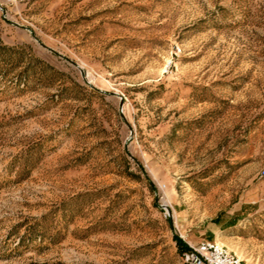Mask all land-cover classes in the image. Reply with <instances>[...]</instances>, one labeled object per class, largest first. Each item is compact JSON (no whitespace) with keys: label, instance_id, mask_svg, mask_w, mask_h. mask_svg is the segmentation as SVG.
I'll return each instance as SVG.
<instances>
[{"label":"rangeland","instance_id":"obj_1","mask_svg":"<svg viewBox=\"0 0 264 264\" xmlns=\"http://www.w3.org/2000/svg\"><path fill=\"white\" fill-rule=\"evenodd\" d=\"M264 264V0H0V264Z\"/></svg>","mask_w":264,"mask_h":264},{"label":"built area","instance_id":"obj_2","mask_svg":"<svg viewBox=\"0 0 264 264\" xmlns=\"http://www.w3.org/2000/svg\"><path fill=\"white\" fill-rule=\"evenodd\" d=\"M181 252L185 264H243L226 248L211 241H201L196 245L188 244Z\"/></svg>","mask_w":264,"mask_h":264},{"label":"trees","instance_id":"obj_3","mask_svg":"<svg viewBox=\"0 0 264 264\" xmlns=\"http://www.w3.org/2000/svg\"><path fill=\"white\" fill-rule=\"evenodd\" d=\"M177 244H178V248L180 251H183L185 249L188 248V245L186 244V242L184 240H182L180 237L175 236Z\"/></svg>","mask_w":264,"mask_h":264}]
</instances>
